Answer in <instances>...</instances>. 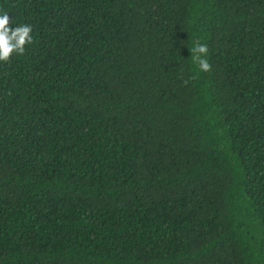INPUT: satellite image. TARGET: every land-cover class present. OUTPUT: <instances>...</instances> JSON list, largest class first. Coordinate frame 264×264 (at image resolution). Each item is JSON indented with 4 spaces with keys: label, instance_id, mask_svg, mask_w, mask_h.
I'll return each mask as SVG.
<instances>
[{
    "label": "trees",
    "instance_id": "trees-1",
    "mask_svg": "<svg viewBox=\"0 0 264 264\" xmlns=\"http://www.w3.org/2000/svg\"><path fill=\"white\" fill-rule=\"evenodd\" d=\"M0 8V264H264V0Z\"/></svg>",
    "mask_w": 264,
    "mask_h": 264
},
{
    "label": "clouds",
    "instance_id": "clouds-1",
    "mask_svg": "<svg viewBox=\"0 0 264 264\" xmlns=\"http://www.w3.org/2000/svg\"><path fill=\"white\" fill-rule=\"evenodd\" d=\"M11 23L13 21L8 11L0 8V63H11L13 55L23 56L26 45H31L34 42L32 25L19 24L12 28L10 27ZM189 50L192 61L199 66L201 71H211V64L207 59L208 48L206 44L196 40Z\"/></svg>",
    "mask_w": 264,
    "mask_h": 264
}]
</instances>
